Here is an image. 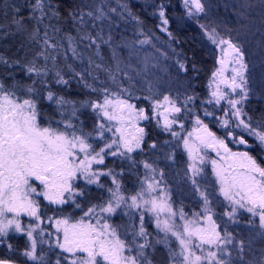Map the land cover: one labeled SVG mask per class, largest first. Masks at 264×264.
Instances as JSON below:
<instances>
[{
  "label": "snow or ice",
  "instance_id": "obj_1",
  "mask_svg": "<svg viewBox=\"0 0 264 264\" xmlns=\"http://www.w3.org/2000/svg\"><path fill=\"white\" fill-rule=\"evenodd\" d=\"M61 4L62 0H31L26 13L13 5L12 15L5 12L0 20V40H17L11 55L0 52V246L9 253H18L31 264H47L41 247L44 244L60 250L55 264L62 261L154 264L152 257L157 245L167 250L168 264H264V251L246 259L244 241L233 236L227 222L221 230L213 219L212 194L202 187L214 184L223 198V215L228 222L239 224L242 214L247 213L248 225L258 226L261 231L257 235L264 236V107L259 109L258 117L247 110L254 93L242 45L231 36L222 35L216 26L200 23L201 14L207 15L202 0H182L185 15L223 53L208 83L209 98L200 100L203 116L212 117L223 130L218 135L194 111L199 99L194 91L185 90L173 96L157 80L142 76L159 67L160 57L165 60L170 57L153 43L151 33L143 31L139 17L133 19L138 34L145 38L132 41L131 45L126 42L118 45L129 48V55L135 56L142 66L138 70L131 62L125 65L135 76L121 68L115 48L112 49V58L116 60L114 71L91 57L88 60L85 71L93 81L99 82V87L89 83L83 72L76 71L71 64L62 67L60 57L67 61L61 52L65 42V51H71L73 58H80L76 45L81 42H87L85 48L94 45L97 56L101 44L111 47V34L105 38L98 30L93 35L89 27L96 28V21L107 19V11L116 12V9L106 11L102 2L85 0L61 12ZM152 6V14L159 19L156 27L169 39H175L168 27V6L163 0ZM257 6L264 9V0L258 5H247ZM121 7L129 11L126 3ZM240 15L242 22L243 11ZM61 21L69 22L76 35L63 32V40L57 39L55 34L62 32ZM89 21H92L90 25ZM146 45L159 55L145 51ZM176 65L179 71H189L180 59ZM93 66L107 73V81H99L93 74ZM192 71H199L195 63ZM227 71L230 76L225 75ZM121 73L127 79V86L117 82ZM75 77L80 78L78 83L85 89L97 94L95 99L75 100L54 90L53 85L67 88ZM108 82L115 84V88H109ZM257 99L264 101V91ZM132 100L147 101L148 107L138 106ZM42 104L52 107L51 115L42 109ZM204 105H212L213 110ZM89 110L95 118L90 130L80 116ZM189 117L193 122L190 131L184 123ZM141 121H154L156 128L172 138L164 144L175 142V147L182 146L187 154L189 163L184 174L202 201L201 210L191 218L183 207L173 208L170 192L161 187L164 172L157 166L160 157L137 161L133 155L144 154L148 149L155 155L159 149L164 152V159L175 161L174 150L164 151L155 140L147 139V125L141 126ZM230 145H235L236 150ZM210 152L215 156H210ZM108 157L118 158L122 163L127 161L132 167L142 165L143 178L137 173L139 188L134 194H124V169L121 167L117 172L108 167ZM206 166L211 168L212 181L208 180ZM102 178L110 179L111 185ZM93 185L106 191L107 199L89 202L85 207L82 200ZM44 201L47 203L43 204ZM65 206L80 210L82 215L74 220L71 214L65 215ZM121 208L126 209L122 213L125 216L130 215L127 210H139L138 229L135 225L124 226L122 233L121 226L113 223L111 218ZM49 210L53 211L52 216L47 215ZM145 214L154 217L156 231L162 237H152L147 231ZM22 217H27V221ZM45 224L54 228V245L45 238L53 236ZM14 236L26 238L23 249L11 243ZM0 264H19V261L5 256L0 257Z\"/></svg>",
  "mask_w": 264,
  "mask_h": 264
},
{
  "label": "rangeland",
  "instance_id": "obj_2",
  "mask_svg": "<svg viewBox=\"0 0 264 264\" xmlns=\"http://www.w3.org/2000/svg\"><path fill=\"white\" fill-rule=\"evenodd\" d=\"M177 1H178V6L181 12L180 16L184 17V19L188 23H191L197 26V29L200 35L199 36L200 40L202 43L205 44L207 49L211 52L213 59H214V63H215L214 70L217 69L219 67V64L217 63V61L221 58L223 53H221V51L215 45L211 44V42L208 41L203 31L199 27V25L193 19H189L185 15V9L182 6V0H177ZM202 2L206 5L207 15L205 16L204 14H201V16L199 17L200 23L212 24L213 26H216L222 35L231 36L234 40H236V42L242 45L244 51L246 52V61L249 63V72L251 76L250 87L253 89V93H254L251 96V99L259 101L261 103V107H264V101L257 99L260 92L264 91V49H261L260 46L256 45L254 42V39L251 36H247L248 32L247 30H245V28L246 29L248 28L249 22H248V19L245 20V18L247 17L248 12L244 11L241 5L237 4L239 0L238 2L236 0H202ZM254 2H258V0H254ZM224 3L225 5H223ZM226 4H227V7H226ZM106 6L108 9L115 8L117 14L120 17H124L125 18L124 20H127L128 24L133 25L134 23H136L135 20L130 18L129 13H127V11H125L121 7V5H116L115 3L114 4L109 3ZM241 9L243 13L245 14L243 18V21L245 20L244 23L243 21L241 22V15H240L242 12ZM219 11H222L224 16L226 17L225 20L221 23L220 21H218V17H217V13H219ZM109 12L111 11H108V13ZM226 21L228 25L226 24ZM91 23L92 21L89 22V24ZM95 23L96 25L101 26L103 23V20L96 21ZM230 26L232 28H230ZM90 31L93 33V30H90ZM108 35L109 34H104V37L107 38ZM140 39H144V38L138 34L137 28H132V29L130 28L126 32L120 33L119 36L116 37L114 42H112L111 47L106 44H101V47L99 49L100 56L96 55V48L94 45L86 48L89 50V53H87L86 57L82 55V57L80 58H73V54H70L69 52L68 53L70 54V57H71L70 60L75 59L76 63L78 64L77 66L80 67V72H83L84 74V78L87 79L89 83H96L97 86L99 87L101 86L99 82L93 81L92 77H89L87 71H85V69H88L89 67L88 65L89 58L91 57V59L99 63V60L101 59L102 49H105L103 51L104 53L106 52L108 53V51H110L111 52L110 56L112 57V49L115 48V51L117 53V59L121 61V65H120L121 68H125V65L131 62L133 66L139 70V68L142 66L138 64L135 56L129 55L130 49L124 48V47H118V45H121L124 42L131 45L132 41H138ZM144 50L147 51L151 55H154V56L159 55L150 46H147V45L144 46ZM62 53L66 55L65 52H62ZM68 58L69 57H67V61H68ZM176 60H177L176 58L175 59L169 58L165 60L163 57H160L159 67L155 69H151L147 73H142V76H144L147 79L157 80L159 84L162 86V88L165 91H170L173 96L177 95L178 92L183 93L185 90L191 93L189 84L186 83L184 79H182L181 77V75L183 74V71L178 70V67L176 65ZM60 61L61 63L64 62L63 56L60 57ZM115 64H116V60L113 59V64L109 67L113 71L115 70ZM160 69H163V71H161ZM65 71L67 70L65 69ZM92 71L95 76L99 77V81H107V73L104 70L95 69L93 66ZM125 71L130 72V69L125 68ZM130 74L135 76L134 72H130ZM225 75L230 76L231 75L230 71H227ZM79 79H80L79 77H75L71 79L70 82L75 83L78 87L86 91L91 96V98L95 99L97 94L91 93L89 90L85 89L82 84L78 83ZM209 80H208V83H209ZM117 82H123L125 86H127V79L123 76V73L119 74ZM208 83L205 88L206 95L203 98L198 99L196 101V106H195L194 111L204 119L205 123H207L209 127L211 126L215 127L216 133L218 135H222L223 130L217 127L216 123L213 121V118L203 116V108L200 105V100L209 98L210 90L208 88ZM107 86L109 88H115V84H112L111 82H108ZM140 87H141V84L140 82H138L137 88H140ZM221 88H224V86L221 85ZM224 90L227 91V89H224ZM136 94L139 95L140 93L137 92ZM131 102L137 103L138 106L148 107L147 101L132 100ZM42 105L49 106L48 104H42ZM203 107H207L210 111L213 110L212 105H204ZM83 112L88 114L89 120L87 121V125L89 127H87V129L90 130L94 123V119H95L94 115L91 113L90 110L83 111ZM217 114L219 115V113ZM184 123H185V128L188 131H190L191 128L193 127L192 118L189 117V119L185 121ZM140 125L141 126L147 125L146 131L148 129L151 130L147 137V139L149 138V141L155 140L158 143V145L164 149V151H170V150L175 151V161L173 162L171 160L164 159V152L160 151L159 149L156 151L155 155L153 154V150L151 149H148L146 153L144 154L134 153L133 155L136 157L137 161H140L142 159L153 161V160H156L157 156L160 157V159L157 160V166L159 169H162L164 172V178H163L161 187L166 188V190L170 192L171 203L173 205V208L179 209L180 207H183L185 213L189 216V218H191L193 213L199 212L201 210L202 201L200 199L199 193L194 191L190 180H188L184 174L185 169L187 168L188 163H189L187 154L185 153L182 146L179 148H176L175 142H173L170 145H165L164 141L171 140L172 138L168 136L167 134L161 132L160 129L156 128L154 121L153 122L141 121ZM177 130L179 131L178 128ZM183 134L186 135V132ZM230 146L233 147L234 150H236L235 145H230ZM209 154L212 157L215 156L214 153L210 152ZM106 165L108 167L114 168L117 172H119L121 170V167H123L124 175L128 177H133L134 181H133L132 187L131 188L127 187L128 193H125L124 185L122 182L123 191L125 195L134 194V192L138 190L139 183L137 180V173L140 174V178H143V172H144V169L141 164H137L135 167H132V165L127 161H124L122 163L118 158L108 157L106 160ZM99 167H104V166L101 165ZM205 172L207 174L208 180L212 181L214 178L211 176L210 166H206ZM197 179H200V177H197ZM102 180L105 183L111 185L110 179L102 178ZM202 187H206L208 192L212 194L213 203L211 207L213 208V212H214L213 219L216 220L220 224L221 230H223L225 222H227L228 230L232 232L233 236L236 237L237 240H243L247 242V244L252 243L251 247L258 251L256 256L261 255L262 251H264V236L257 235V233L261 231L258 228V226L248 225L247 220L249 218V214L243 213L239 224H232L231 222H228L227 217L223 215V212H224L223 198L218 195V192L215 190L214 184H211V183L204 184L202 185ZM90 190H94L95 192H97L100 197V200H96V202L94 203L100 202L102 198L107 199L108 193L104 191L103 189H99L95 185H93L90 187ZM82 202L84 203L85 207H87L88 203L84 202L83 200ZM46 203H47L46 201L43 202V204H46ZM54 207L55 206H49L50 209H54ZM65 208L67 209V211L65 212V215L71 214L74 220L79 219V217L82 215V213L78 209H73L70 206H65ZM43 210L44 209L42 206V211ZM125 210L126 209H123V208L118 209L116 215L111 218L113 223L121 226L122 233H123L124 226L135 225V227L138 229L139 224H140L139 210H135V209L127 210L130 213L129 216H125L122 214L123 211ZM53 214L54 213L52 210L47 211L48 216H52ZM164 218L165 216L162 215L161 219H164ZM22 219L24 221H27L28 218L22 217ZM255 224L258 225V220L255 221ZM145 226L147 228V231L152 233V237H156L158 235L162 237L163 234L157 233L156 231L154 217L148 214H145ZM44 227L47 228L48 231L53 232V236L45 237V238L50 240L52 244L54 245L55 244L54 228L48 224H45ZM152 237H150V239ZM126 238L131 239V236H128ZM257 239L262 241V243L258 241L257 244L255 245V242L257 241ZM11 243L17 249H23L26 244V238L24 236H14L11 238ZM172 246L173 247L176 246V242L174 239H172ZM41 247L43 249L47 264H55L57 254L60 252V250L58 248H55L54 246L49 247L48 244H44ZM155 252H157L158 257L161 256V258L159 259L161 260V262H158L156 259L153 258L154 264H168L167 250L162 245H157ZM0 254H3L4 257L10 256L16 259L17 261H19V264H31V262L25 261V258L20 256L18 253L17 254L9 253L7 249L3 246H0ZM62 264H66V262L62 261Z\"/></svg>",
  "mask_w": 264,
  "mask_h": 264
},
{
  "label": "trees",
  "instance_id": "obj_3",
  "mask_svg": "<svg viewBox=\"0 0 264 264\" xmlns=\"http://www.w3.org/2000/svg\"><path fill=\"white\" fill-rule=\"evenodd\" d=\"M238 2V0H236ZM243 1V2H242ZM85 2V0H62L61 4V12H64L66 9L72 7L75 4H79ZM93 3H103L105 6V10L107 11V4H116L121 5L123 3H126L128 5L130 18L133 19V16L139 17L140 20L143 21V31L145 33H151L152 35L150 38L152 39L153 43H155L162 52L167 53L168 56L172 59H180L183 62H185L188 66L189 71L187 73L183 72L181 75L182 79L189 85H191L190 92H195V94L199 97V99L203 98L206 95V85L208 83V80L215 68V63L213 56L211 52L207 49L204 43L200 40L199 31L197 29V26L191 23H188L184 17L180 16L181 12L178 6L177 0H163V2L168 6L167 7V15L169 17L170 23L168 25L169 29L173 33V36L175 39H169L166 33H162L159 31V29L156 27L159 23L158 17L154 16L152 13L154 11L153 4L159 3L160 0H92ZM260 0L258 2H254V0H239L237 3L238 5H243V10L247 11V17L245 20L248 19V28L247 30L248 34L247 36H251L254 39V42L256 45L260 46L261 49H264V9L257 7L249 8L247 7L248 4H254L258 5ZM31 3V0H0V20H3V13L7 12L9 16L12 15V9L13 5L19 6L23 13H26L28 11V4ZM236 3V2H235ZM225 5V3L223 4ZM227 7V4H226ZM242 11V9H241ZM245 16V14L243 13ZM218 21L223 22L225 20V16L222 13V11H219L217 13ZM124 17H120L117 12H109L107 11V19L103 20V23L101 26H98L96 28H90L89 30H93V34H95L96 31L101 30L102 35L104 34H111L112 36V42L116 39L117 36H119L120 33L126 32L128 29L137 28V22L133 25L128 24L127 20H124ZM134 20V19H133ZM243 21V23L245 22ZM136 21V20H135ZM53 23H56L55 20L52 21ZM91 22V21H89ZM226 24L228 25L227 21ZM90 25V24H89ZM59 26L62 28V32L59 34H55L57 36V39L63 40V32H71L72 35H76L75 29L71 27L69 22L61 21ZM230 28H232L230 26ZM50 35H53L50 33ZM245 36V34H244ZM246 36V37H247ZM145 38L144 36H142ZM156 37H159V39H156ZM84 43L81 42L78 43L76 46L78 48V52L80 53V57L87 56V53H89V50L84 47ZM17 46V40L9 38L7 40H0V52H7V54L11 55L13 51L16 50ZM67 48V43L65 42V48L61 49L62 52H65L68 58V61H64L61 63V66L63 67L64 64H71L76 71H80V67L77 66L75 59L70 60V54L71 51H65ZM105 49L101 50V56L103 59L99 60V63H101L105 68H109L113 64V58L110 56L111 52L108 51V53H104ZM70 54H69V53ZM195 63L198 72L192 71V64ZM66 69V68H65ZM67 70V69H66ZM67 78V77H66ZM54 90L62 92L63 95L75 99V100H83L87 98H91V96L78 87L75 83L70 82L69 86L67 88H58L55 85H53ZM252 101L249 103L247 110L249 112H252L253 115L259 116V109L261 108V103L257 100L251 99ZM42 109L47 112L49 115L52 114L53 109L49 106L41 105ZM81 119L84 121L86 128L89 127L87 125L88 114L83 112L81 115ZM213 131L216 132L215 127H210ZM150 129L147 130L148 133H150ZM149 140V138H148ZM133 177L125 176L123 177V185H124V191L127 192V187L131 188L133 184ZM129 185V186H128ZM96 200H100L99 194L95 192L94 190H90V193L88 196L83 198L84 202H96ZM260 241L257 239L255 242V245L257 242ZM262 243V241H260ZM245 258L248 259L250 257L256 256L258 251L256 249H253L252 247H248V245L252 243L245 242ZM0 257H4L3 254H0ZM12 258V257H11ZM154 259H156L158 262H161L159 260L161 256L158 257L157 252L153 254ZM14 259V258H12ZM16 260V259H15Z\"/></svg>",
  "mask_w": 264,
  "mask_h": 264
}]
</instances>
